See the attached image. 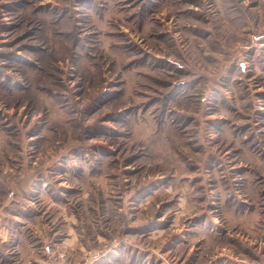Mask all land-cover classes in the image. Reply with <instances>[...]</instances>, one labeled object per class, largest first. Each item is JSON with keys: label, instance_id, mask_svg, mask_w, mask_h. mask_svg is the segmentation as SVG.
<instances>
[{"label": "rangeland", "instance_id": "1", "mask_svg": "<svg viewBox=\"0 0 264 264\" xmlns=\"http://www.w3.org/2000/svg\"><path fill=\"white\" fill-rule=\"evenodd\" d=\"M0 264H264V0H0Z\"/></svg>", "mask_w": 264, "mask_h": 264}]
</instances>
